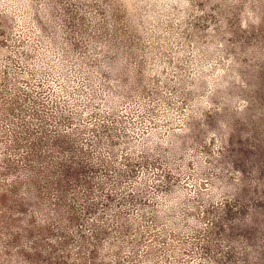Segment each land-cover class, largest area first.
Returning <instances> with one entry per match:
<instances>
[{"label":"rangeland","instance_id":"374dc122","mask_svg":"<svg viewBox=\"0 0 264 264\" xmlns=\"http://www.w3.org/2000/svg\"><path fill=\"white\" fill-rule=\"evenodd\" d=\"M0 264H264V0H0Z\"/></svg>","mask_w":264,"mask_h":264}]
</instances>
